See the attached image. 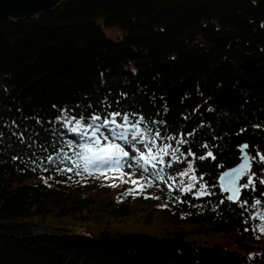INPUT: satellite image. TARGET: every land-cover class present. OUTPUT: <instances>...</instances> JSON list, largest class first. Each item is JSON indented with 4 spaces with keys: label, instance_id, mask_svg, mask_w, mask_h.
<instances>
[{
    "label": "trees",
    "instance_id": "trees-1",
    "mask_svg": "<svg viewBox=\"0 0 264 264\" xmlns=\"http://www.w3.org/2000/svg\"><path fill=\"white\" fill-rule=\"evenodd\" d=\"M248 57L260 61L241 69ZM96 117L175 144L209 193L180 194L171 220L225 241L53 226L0 234V264H264V0H64L38 19L0 18V220L90 218L69 150L83 142L75 121ZM243 145L255 187L243 177L230 202L216 180Z\"/></svg>",
    "mask_w": 264,
    "mask_h": 264
},
{
    "label": "rangeland",
    "instance_id": "rangeland-1",
    "mask_svg": "<svg viewBox=\"0 0 264 264\" xmlns=\"http://www.w3.org/2000/svg\"><path fill=\"white\" fill-rule=\"evenodd\" d=\"M104 31L108 37L114 39L123 34V30L117 26L104 27ZM130 126L131 124L126 125ZM137 136L139 140L135 143L131 140L125 144L117 140L102 139L99 144L92 145L95 150L105 148L109 143H120L129 154L121 160L118 167L93 168L85 164L87 173H82L81 181L86 185L84 195L92 200L90 211L87 212L90 218L67 217L54 220L49 216L45 225L63 227L71 233L97 235L108 229L142 231L158 236L165 229L180 227L189 231V237L224 242V237L206 235L203 230H196L197 223L171 220L175 216L172 212L179 211L173 204L180 201V194L190 191L199 197L208 194L209 190L193 172L190 159L175 144L146 136L143 131L137 132ZM69 153V160L75 163L72 155L75 153L71 149ZM90 155L91 152H88L84 157ZM121 208L128 213L123 216L115 215L114 211ZM29 222L41 225L36 220Z\"/></svg>",
    "mask_w": 264,
    "mask_h": 264
},
{
    "label": "snow or ice",
    "instance_id": "snow-or-ice-1",
    "mask_svg": "<svg viewBox=\"0 0 264 264\" xmlns=\"http://www.w3.org/2000/svg\"><path fill=\"white\" fill-rule=\"evenodd\" d=\"M99 119L96 117L93 119L92 124H88V120L85 119L84 123L88 125L86 128H81L80 120L75 121L77 127L73 128V132L80 133L83 142H79V149L81 153L91 152L92 155L86 156V163L91 165L93 168H112L118 167L121 164V160L128 156V152L121 147L120 143H109L105 148L93 149L92 145L99 144L102 139H111L124 142L127 144L130 140L132 143H135L139 140L137 136V128L135 124H132L130 127H122L116 124V121L113 120H103L102 124L98 126L95 123V120ZM109 126L111 130H109ZM135 138V139H132ZM248 145H244L241 148L243 152ZM151 148V145H149ZM174 154V153H173ZM209 156L212 155L211 152L208 153ZM251 159L247 154L244 155L243 161L237 166L231 169V171L224 172L221 176V180H226L227 187L225 188L226 192H231V195L227 196V200L232 201L237 197L239 192L240 181L243 177H247V183L243 184L244 188L249 186L255 187L253 183V176L250 174L252 167ZM259 159L264 161V156H260ZM163 162V161H161ZM191 167V166H190ZM260 183L264 184V180H261ZM203 188V185H201ZM203 194V193H201ZM259 203V201H257Z\"/></svg>",
    "mask_w": 264,
    "mask_h": 264
},
{
    "label": "water",
    "instance_id": "water-1",
    "mask_svg": "<svg viewBox=\"0 0 264 264\" xmlns=\"http://www.w3.org/2000/svg\"><path fill=\"white\" fill-rule=\"evenodd\" d=\"M63 1L64 0H0V18H8L13 22L24 19H38L44 12L54 11ZM259 61V59L248 57L243 63L240 64V68H248L250 65H256ZM245 154L248 155L244 149V151H241L239 155V158L241 159L239 164L243 161ZM231 169L232 168L224 170L218 178L219 187L223 192H226V185L220 178L223 176L224 172L229 170L231 171ZM227 193L228 195H231V192ZM239 197L240 193L238 192L237 197L232 201L236 202ZM56 228L66 230L63 227ZM42 231L48 232L55 230L53 229V226L33 224V222L29 221L0 220V234L4 236L6 235L16 238H23L26 236H31L34 233H40Z\"/></svg>",
    "mask_w": 264,
    "mask_h": 264
}]
</instances>
